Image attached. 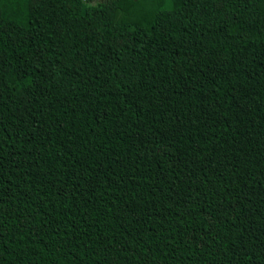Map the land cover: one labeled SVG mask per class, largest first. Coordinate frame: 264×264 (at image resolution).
Returning <instances> with one entry per match:
<instances>
[{
	"label": "trees",
	"instance_id": "16d2710c",
	"mask_svg": "<svg viewBox=\"0 0 264 264\" xmlns=\"http://www.w3.org/2000/svg\"><path fill=\"white\" fill-rule=\"evenodd\" d=\"M0 0V264H264V0Z\"/></svg>",
	"mask_w": 264,
	"mask_h": 264
},
{
	"label": "rangeland",
	"instance_id": "374dc122",
	"mask_svg": "<svg viewBox=\"0 0 264 264\" xmlns=\"http://www.w3.org/2000/svg\"><path fill=\"white\" fill-rule=\"evenodd\" d=\"M87 3L84 1V0H79L78 1V11L81 12V11H84L87 7Z\"/></svg>",
	"mask_w": 264,
	"mask_h": 264
}]
</instances>
